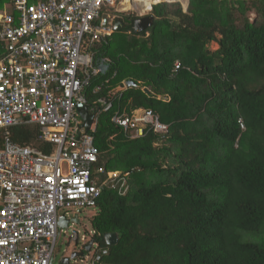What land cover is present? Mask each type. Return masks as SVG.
I'll return each instance as SVG.
<instances>
[{
    "label": "trees",
    "instance_id": "16d2710c",
    "mask_svg": "<svg viewBox=\"0 0 264 264\" xmlns=\"http://www.w3.org/2000/svg\"><path fill=\"white\" fill-rule=\"evenodd\" d=\"M151 13L138 34L123 14L125 27L93 48L109 66L88 102L101 109L95 101L112 96L92 133L97 164L129 172L125 195L104 190L95 207L96 251L108 249L102 264H264V0L161 2ZM137 108L167 131L131 137L111 121ZM38 135L10 131L23 146Z\"/></svg>",
    "mask_w": 264,
    "mask_h": 264
},
{
    "label": "built area",
    "instance_id": "2783aa9c",
    "mask_svg": "<svg viewBox=\"0 0 264 264\" xmlns=\"http://www.w3.org/2000/svg\"><path fill=\"white\" fill-rule=\"evenodd\" d=\"M124 1L13 0L10 10L0 11L5 49L0 57V264H102L108 255L107 248L96 251L92 236L74 251L73 262L56 261L54 250L60 216L67 225L72 218L80 222L79 213L95 209L104 190L122 196L129 188L127 172L97 164L92 133L99 110L111 108L112 96L95 101L101 109L86 98L93 80L109 66L108 58L95 56L94 46L115 31L121 13L137 11ZM179 66L175 61V69ZM100 89L96 85L92 93ZM85 105L93 114L88 130L80 116ZM111 121L131 137L145 127L167 131L150 109L130 115L117 111ZM27 123L38 127V139L52 145L53 153L9 140L11 127ZM69 238L78 243L76 231Z\"/></svg>",
    "mask_w": 264,
    "mask_h": 264
},
{
    "label": "rangeland",
    "instance_id": "374dc122",
    "mask_svg": "<svg viewBox=\"0 0 264 264\" xmlns=\"http://www.w3.org/2000/svg\"><path fill=\"white\" fill-rule=\"evenodd\" d=\"M152 2V0H150ZM149 3V2H148ZM147 3V4H148ZM145 4L142 8L143 9H149L151 4ZM130 7H133L132 5ZM125 15V14H124ZM123 16V15H120ZM255 16L254 13H251L250 17L253 19ZM207 47L210 50H214L217 48V45L215 42H210ZM64 210H61L60 213H63ZM74 210H70L67 213V217H69L71 214H73ZM96 212V209L94 208H86L85 210L81 211L79 213L80 222L74 223L69 222V224L66 227L60 228V233L56 241L55 245V256L56 261H59L62 259V257L69 258L70 255L79 249V245L83 244L86 239H89L93 234V229L91 225V217ZM72 231H76L78 233V243L76 244L74 241L70 240V234ZM73 262V260H70Z\"/></svg>",
    "mask_w": 264,
    "mask_h": 264
},
{
    "label": "crops",
    "instance_id": "0c3cea01",
    "mask_svg": "<svg viewBox=\"0 0 264 264\" xmlns=\"http://www.w3.org/2000/svg\"><path fill=\"white\" fill-rule=\"evenodd\" d=\"M30 2H35V1H38V0H29ZM175 1H177V2H179L180 4H181V6H182V8H183V10H186V8H187V5H188V0H168V1H165V2H175ZM149 1H146L145 2V4H147ZM161 2H164V1H159V2H156V3H154V4H152V5H150V9H147L146 11L145 10H143V8H135L137 11L135 12V11H132L131 13L130 12H123V13H121L120 15H123V14H125V15H127V16H131V17H135L134 19H133V21L136 19V18H140V17H144V16H147V15H152V13H151V11H152V7H153V5H155V4H157V3H161ZM141 4V3H140ZM143 4V3H142ZM149 4V3H148ZM147 4V5H148ZM10 6H11V4H8V2L6 3H3L2 4V6H0V11H6V10H10ZM137 12L140 14V15H138L137 14ZM153 16V15H152ZM154 18V17H153ZM120 20H122V16H120V18H119ZM122 22H123V20H122ZM124 23V22H123ZM124 25H125V23H124ZM125 27V26H124ZM147 29V28H146ZM145 29V30H146ZM121 30V29H120ZM145 30H143V31H145ZM115 31H118V30H115ZM114 31V32H115ZM132 31H133V22H132ZM113 32V33H114ZM134 32V31H133ZM112 33V34H113ZM135 33V32H134ZM111 34V35H112ZM136 34H138V33H136ZM110 35V36H111ZM217 45V44H216ZM218 47V46H217ZM215 50V49H214ZM5 54V49H4V45L3 44H0V57H2L3 55ZM127 81H130V80H127ZM127 81H123L122 82V87H113V89H116V90H123V89H125L127 86H130V85H126V82ZM145 90V89H144ZM89 93V92H88ZM88 97H89V95H86V98H87V100H88ZM104 98V97H103ZM143 108H137L136 110H142ZM88 110V109H87ZM88 113H89V110H88ZM91 114V113H90ZM80 116H81V114H80ZM81 119H82V117H81ZM82 121H83V119H82ZM84 122V121H83ZM23 126L25 125V126H30V127H36L37 128V126L35 125V124H32V123H27V124H22ZM15 126H21V125H15ZM15 126H13V127H15ZM13 127H11L10 129H9V140L10 141H12V139H11V137H10V131L12 130V128ZM146 128V127H145ZM144 128V129H145ZM122 131L124 132V134L126 133V134H128L129 135V132L130 131H128V132H125L124 131V129L122 128ZM39 142H41L40 144H37V145H26V146H33V147H35V148H37V149H39L41 152H43V153H46V154H51V153H53L54 152V147L52 146V145H50V144H48V143H46V142H43V141H39ZM15 144H17V143H15ZM18 145H20V144H18ZM23 146V145H22ZM107 170V169H106ZM108 171H118V172H127L128 174H129V172L128 171H121V170H119V169H109ZM73 254V253H72Z\"/></svg>",
    "mask_w": 264,
    "mask_h": 264
},
{
    "label": "water",
    "instance_id": "95a60500",
    "mask_svg": "<svg viewBox=\"0 0 264 264\" xmlns=\"http://www.w3.org/2000/svg\"><path fill=\"white\" fill-rule=\"evenodd\" d=\"M153 21V16L152 15H147L144 17H140V18H136L133 21V31L135 33H140L141 31L145 30L146 28H148L149 26H151ZM124 23L122 22V20H120L119 18H117L114 21V28L115 30H120L122 28H124ZM126 85H134V83L132 81H127ZM88 105H85V107L81 110V117L83 119V126L86 128V130L89 129V126L92 122V118H93V114L88 113ZM72 220L75 223H79V219L78 218H72ZM68 223V219H65L64 216H60L59 217V226L60 227H66ZM104 239L106 241L107 244H114L116 243L117 240V234L116 233H106L104 235ZM92 244V241H90L88 243V246L86 247V250L90 249V246ZM77 253H73L72 255H70V259H72ZM69 261L68 258H64L63 262L67 263Z\"/></svg>",
    "mask_w": 264,
    "mask_h": 264
},
{
    "label": "bare ground",
    "instance_id": "6f19581e",
    "mask_svg": "<svg viewBox=\"0 0 264 264\" xmlns=\"http://www.w3.org/2000/svg\"><path fill=\"white\" fill-rule=\"evenodd\" d=\"M137 3H136V5H132L131 4V2H129V0H125L124 1V6L126 7V8H132V7H130L131 5L133 6V7H135V8H142L144 5H145V2L146 1H149V4H151V1L150 0H135ZM152 1H154V0H152ZM141 3V4H140ZM143 3V4H142Z\"/></svg>",
    "mask_w": 264,
    "mask_h": 264
},
{
    "label": "clouds",
    "instance_id": "9594fccd",
    "mask_svg": "<svg viewBox=\"0 0 264 264\" xmlns=\"http://www.w3.org/2000/svg\"><path fill=\"white\" fill-rule=\"evenodd\" d=\"M129 2H131V1L129 0ZM131 4L134 6V4H133L132 2H131ZM132 8H133V9H135L134 7H132ZM143 10H145V11H146L147 9H143ZM132 11H134V10H130V11H129V10H127L126 12H130V13H131ZM119 18H120V17H119Z\"/></svg>",
    "mask_w": 264,
    "mask_h": 264
}]
</instances>
